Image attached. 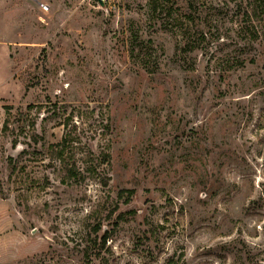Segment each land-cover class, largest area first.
I'll list each match as a JSON object with an SVG mask.
<instances>
[{
  "label": "rangeland",
  "instance_id": "374dc122",
  "mask_svg": "<svg viewBox=\"0 0 264 264\" xmlns=\"http://www.w3.org/2000/svg\"><path fill=\"white\" fill-rule=\"evenodd\" d=\"M256 3L0 0V264H264Z\"/></svg>",
  "mask_w": 264,
  "mask_h": 264
},
{
  "label": "trees",
  "instance_id": "16d2710c",
  "mask_svg": "<svg viewBox=\"0 0 264 264\" xmlns=\"http://www.w3.org/2000/svg\"><path fill=\"white\" fill-rule=\"evenodd\" d=\"M261 1L264 2V0H259V4H255V7L252 8V11H253V14L254 15H257V16H264V3H262ZM185 4L187 5V15H186V19L188 21H190L191 23H194V19H193V16L194 15H197L198 12H199V8H198V5H199V0H184ZM196 35V34H195ZM63 155V152L62 151H59L57 156L58 157H61ZM107 157L104 156V162L108 163V160H105ZM67 165L66 166V171H67V180H70L72 178H77V176H79V174L77 175V169L75 167V165ZM129 194H131L132 192L129 191L128 192ZM106 235H102L101 238H100V244L101 246H103L106 242ZM88 249L85 247V250L83 251V255L85 256V258H87L88 256Z\"/></svg>",
  "mask_w": 264,
  "mask_h": 264
}]
</instances>
